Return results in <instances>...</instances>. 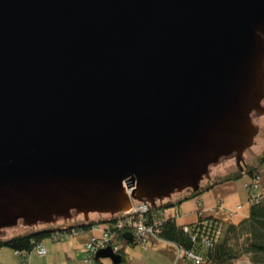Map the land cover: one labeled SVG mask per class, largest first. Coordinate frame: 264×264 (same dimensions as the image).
I'll return each mask as SVG.
<instances>
[{
	"label": "water",
	"instance_id": "water-1",
	"mask_svg": "<svg viewBox=\"0 0 264 264\" xmlns=\"http://www.w3.org/2000/svg\"><path fill=\"white\" fill-rule=\"evenodd\" d=\"M263 99L264 0H0V235L241 171Z\"/></svg>",
	"mask_w": 264,
	"mask_h": 264
},
{
	"label": "trees",
	"instance_id": "trees-1",
	"mask_svg": "<svg viewBox=\"0 0 264 264\" xmlns=\"http://www.w3.org/2000/svg\"><path fill=\"white\" fill-rule=\"evenodd\" d=\"M255 160L257 164L253 165L248 162L241 171L235 169L218 175L205 181L197 190L174 192L170 197L157 200L152 205L148 204L145 213L148 221L159 220L157 236L173 242L177 248L182 250L198 252L204 258V264H234L244 256H247L252 264H264V196L260 195L256 201L249 202L247 215L236 222H221L210 217L198 216L194 222L187 223L188 231L182 230V224L175 223L173 215L170 216L163 212L164 209L179 204L182 199L200 193L213 183L238 178L244 172L252 176L259 165L264 168V147L256 155ZM121 216L120 213L90 212L86 219L81 214H77L70 219L60 220V223L69 224L76 230H83L94 224L105 222L109 225L115 242L132 243L135 241L133 236L130 239L123 238L124 228L112 227L116 219ZM11 228L13 227L3 229V234L0 235V246H9L25 252L30 250L42 236L51 235L55 231L53 224H39L25 232H17ZM64 229L70 230L68 226H65ZM217 229L220 232L219 236V233L217 235L215 233ZM195 232L194 238L191 239V234ZM200 234L206 236L210 240V244L200 241ZM118 252L123 253L121 248L118 249ZM122 260L123 255H121V261L118 264H124ZM94 264H101V262L96 259Z\"/></svg>",
	"mask_w": 264,
	"mask_h": 264
},
{
	"label": "crops",
	"instance_id": "crops-1",
	"mask_svg": "<svg viewBox=\"0 0 264 264\" xmlns=\"http://www.w3.org/2000/svg\"><path fill=\"white\" fill-rule=\"evenodd\" d=\"M248 176L250 179V175ZM249 179L241 182L234 178L213 183L200 193L182 199L175 208L176 214L173 207L166 208L163 212L173 215L176 224L194 222L198 216L210 217L221 222H236L248 212V192L245 183ZM257 183L259 194L264 196L263 170H259ZM65 226L70 230L64 229ZM106 226L107 223L102 222L87 229L76 230L69 224L56 222L53 224L55 231L51 234L57 237L44 235L36 242L43 245L45 249L43 254L38 255L30 249L22 260L21 256L15 254L13 248L0 246V264H82L81 257L86 241L92 235H99ZM121 249L124 264H186L176 245L160 237L150 236L144 242L124 243ZM105 258L99 259L101 264H114ZM245 259L248 257L239 259L240 264H245Z\"/></svg>",
	"mask_w": 264,
	"mask_h": 264
},
{
	"label": "built area",
	"instance_id": "built-area-1",
	"mask_svg": "<svg viewBox=\"0 0 264 264\" xmlns=\"http://www.w3.org/2000/svg\"><path fill=\"white\" fill-rule=\"evenodd\" d=\"M264 171V168H262ZM258 173L259 171L255 172L253 176L251 177L250 181L246 183V189L248 192L247 201L253 202L258 199L260 194L258 193ZM177 205H175L174 208V214H176L175 208ZM148 209V203L142 202V201H131V206L122 211L119 212L122 216L116 219L115 224H113L112 227L117 229H125V231H130L132 233V236L134 237V240L137 242H144L147 237H158L157 233L159 231L158 219H150L151 221H148V217L146 216V211ZM182 230L188 231V225L182 224ZM216 235H220L219 230L217 229L215 231ZM196 232L194 234H191V239L194 238ZM52 238H56L55 234H51ZM200 241H203L206 244H210V240L206 238V236H202L200 234ZM105 245H109L113 251H117L121 244L118 242H115L112 238V232L109 230V225H107L99 235L95 236L92 235L90 238L86 241L85 247L82 253V264H92L93 262V254L96 251V249L103 247ZM31 249L35 251L36 254L41 255L44 253L45 249L43 245L40 243H36ZM28 251H20L15 249V254H19L21 256V259L24 260L26 257V254ZM178 252L180 253L181 257L184 259V261L187 264H201L204 263V258L198 253L191 250H182L181 248H178Z\"/></svg>",
	"mask_w": 264,
	"mask_h": 264
},
{
	"label": "rangeland",
	"instance_id": "rangeland-1",
	"mask_svg": "<svg viewBox=\"0 0 264 264\" xmlns=\"http://www.w3.org/2000/svg\"><path fill=\"white\" fill-rule=\"evenodd\" d=\"M263 103H264V100H263ZM253 121L258 124V132L254 135V142L255 143L251 147L246 148L243 151V157L250 164L255 165V164H257L255 157L257 154H259L261 152L262 148L264 147V114H253ZM233 166H234V164H233L232 159L227 158V159H222V160L218 161L212 167L213 171L210 173V175H212L210 177V179L217 177L218 175L227 173L230 169H233ZM257 168L262 169V166L259 165ZM238 179H239V181L242 182V180L249 179V176L246 172H244L238 177ZM204 182H205V179H201L200 183L203 184ZM37 226H39V224L36 226H24V225L18 224L16 226H13V228H11V230H14L17 232L18 231L19 232H25V231L33 229ZM20 251H22V250H20ZM244 257L246 258V256H244ZM244 257H243V259H244ZM105 259L110 262V260L108 258H105ZM236 264H240V261L239 260L236 261ZM245 264H250L248 259H245Z\"/></svg>",
	"mask_w": 264,
	"mask_h": 264
},
{
	"label": "flooded vegetation",
	"instance_id": "flooded-vegetation-1",
	"mask_svg": "<svg viewBox=\"0 0 264 264\" xmlns=\"http://www.w3.org/2000/svg\"><path fill=\"white\" fill-rule=\"evenodd\" d=\"M263 100H264V99H263ZM254 143H255V142H254ZM227 158L232 159L233 164H234L233 169H230L229 171H233V170H235V169H238L237 166H236V164L234 163L233 158H232V157H227ZM227 158H224V159H227ZM243 158H244V157H243ZM221 160H222V159H221ZM244 162H245V164L247 165L248 161H246V159H244ZM213 165H214V164H213ZM213 165L209 166V170H208V174H209V177H208V178H209V179H210V177L212 176V175H210V173L213 171V169H212ZM208 178H202V179H205V181H207Z\"/></svg>",
	"mask_w": 264,
	"mask_h": 264
}]
</instances>
